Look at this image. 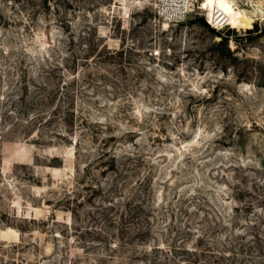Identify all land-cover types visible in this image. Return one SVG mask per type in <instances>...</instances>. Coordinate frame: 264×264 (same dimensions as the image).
I'll return each mask as SVG.
<instances>
[{
	"label": "rangeland",
	"instance_id": "374dc122",
	"mask_svg": "<svg viewBox=\"0 0 264 264\" xmlns=\"http://www.w3.org/2000/svg\"><path fill=\"white\" fill-rule=\"evenodd\" d=\"M224 1L0 0V264H264V2Z\"/></svg>",
	"mask_w": 264,
	"mask_h": 264
},
{
	"label": "bare ground",
	"instance_id": "6f19581e",
	"mask_svg": "<svg viewBox=\"0 0 264 264\" xmlns=\"http://www.w3.org/2000/svg\"><path fill=\"white\" fill-rule=\"evenodd\" d=\"M209 3H211L212 7H215L217 9H221V10H225V1L224 0H207ZM259 2H261V4L264 2H262V0H259Z\"/></svg>",
	"mask_w": 264,
	"mask_h": 264
},
{
	"label": "built area",
	"instance_id": "2783aa9c",
	"mask_svg": "<svg viewBox=\"0 0 264 264\" xmlns=\"http://www.w3.org/2000/svg\"><path fill=\"white\" fill-rule=\"evenodd\" d=\"M188 9V7H185V9ZM209 22V24L212 26V27H219V26H222V24H220V22L218 21V22H216L215 20H214V22L212 21V20H208Z\"/></svg>",
	"mask_w": 264,
	"mask_h": 264
}]
</instances>
